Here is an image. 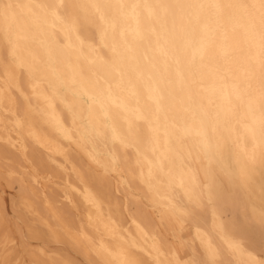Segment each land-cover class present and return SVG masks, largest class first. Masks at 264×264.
Masks as SVG:
<instances>
[{
	"label": "bare ground",
	"instance_id": "1",
	"mask_svg": "<svg viewBox=\"0 0 264 264\" xmlns=\"http://www.w3.org/2000/svg\"><path fill=\"white\" fill-rule=\"evenodd\" d=\"M0 168L34 264H264V0H0Z\"/></svg>",
	"mask_w": 264,
	"mask_h": 264
},
{
	"label": "rangeland",
	"instance_id": "2",
	"mask_svg": "<svg viewBox=\"0 0 264 264\" xmlns=\"http://www.w3.org/2000/svg\"><path fill=\"white\" fill-rule=\"evenodd\" d=\"M82 158H83V161L87 164L86 159L83 156ZM26 164L29 168H32V164L30 162L26 161ZM94 171H95L94 173H100L99 171H96L95 169ZM39 173L42 176L44 175V172L42 169H40ZM5 178H6L5 170L0 168V194L2 195V197L5 199V201L8 204L7 205L8 206V211H7L8 212V216H7L8 226L6 227L7 229L6 232L11 233L13 236L16 237V241H18L17 243L18 251L23 255V259L25 260L26 264H34V258L32 254L36 253L37 244L42 243L43 241L33 239L31 237L28 231V228H26V223L19 217L21 211L13 209L14 205L12 203V200L17 199V197L19 196L20 190L16 184H14L13 186H9ZM117 183H118L117 180H113V188L118 187ZM131 187H133V189L129 188L130 192H132L133 195L137 196L138 195L137 190L132 183H131ZM112 194L118 197V199L121 201L123 206L127 205L129 211L136 210V206L132 204L131 198L133 197L131 195L125 192L117 193L114 190ZM144 207L147 209L148 212H151L150 214H152L155 223L158 224L160 227H162L161 225L162 223L158 219V214L160 213V210H157V209L153 210L152 208L147 207L145 202H144ZM76 208H77L76 205H74L73 207L75 211L74 216L76 218H78L79 216V218L81 219L82 215L79 214V211ZM17 211H19V215ZM198 215H200V213H198ZM25 216H26L27 221L31 222V217L28 214H26ZM207 221H208V218H207ZM166 228H167L166 236L169 239L170 243L178 247L184 255L190 254L191 249L188 247L186 243V239L189 235L190 236L192 235L191 229L190 228L180 229L177 222L176 223L169 222V224L166 225ZM45 231H46L45 228L40 227L41 233H44ZM249 231L253 238L252 244L255 247H257L260 253L264 256V232L258 230L254 226L249 227ZM44 238L46 237L44 236ZM46 242H47L46 246L48 248L47 250L49 251V253H52L57 250L63 255L71 256L72 258H74V260L78 264H88L87 260L81 254L73 251L69 247V245L61 244V243L57 244V243L48 242V241ZM197 252L199 255H202V251L199 247H197Z\"/></svg>",
	"mask_w": 264,
	"mask_h": 264
}]
</instances>
